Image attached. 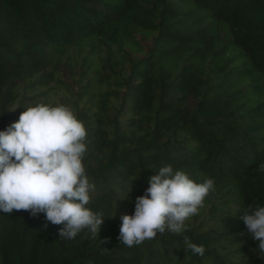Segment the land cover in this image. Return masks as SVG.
I'll return each instance as SVG.
<instances>
[{"label": "trees", "instance_id": "obj_1", "mask_svg": "<svg viewBox=\"0 0 264 264\" xmlns=\"http://www.w3.org/2000/svg\"><path fill=\"white\" fill-rule=\"evenodd\" d=\"M38 102L82 122L86 206L105 219L68 239L0 212V264H264L235 213L264 205V0H0V129ZM163 165L214 186L181 233L122 244Z\"/></svg>", "mask_w": 264, "mask_h": 264}, {"label": "clouds", "instance_id": "obj_2", "mask_svg": "<svg viewBox=\"0 0 264 264\" xmlns=\"http://www.w3.org/2000/svg\"><path fill=\"white\" fill-rule=\"evenodd\" d=\"M84 137L82 122L67 106L38 102L24 107L15 121L0 129V212L42 213L44 227L60 225L57 233L63 238L71 239L85 228L98 235L105 218L86 206L94 185L82 163ZM259 167L264 170V163ZM147 185L135 197L131 214L119 217L117 238L122 244H140L165 230L181 233L214 180L195 182L185 171L163 165L147 178ZM237 212L256 242L258 257L264 256V205ZM184 244L192 253L203 254V245L186 236Z\"/></svg>", "mask_w": 264, "mask_h": 264}]
</instances>
